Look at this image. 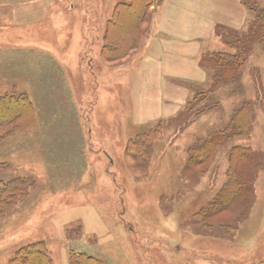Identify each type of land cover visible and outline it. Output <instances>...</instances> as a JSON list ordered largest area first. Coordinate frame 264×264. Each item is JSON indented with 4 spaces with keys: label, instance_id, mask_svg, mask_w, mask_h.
Wrapping results in <instances>:
<instances>
[{
    "label": "rangeland",
    "instance_id": "obj_1",
    "mask_svg": "<svg viewBox=\"0 0 264 264\" xmlns=\"http://www.w3.org/2000/svg\"><path fill=\"white\" fill-rule=\"evenodd\" d=\"M118 1L0 0V99L25 97L34 112L22 131L0 127V183L19 182L0 192V264L35 243L52 264L79 255L83 264H264V47L250 52L240 89L222 86L185 113L211 85L202 69L204 82L178 83L189 93L175 117L144 121L136 87L156 17L139 48L107 61L103 37ZM243 7L233 31L253 20ZM202 50L199 60L228 49L214 33ZM243 101L254 110L249 136L218 149L206 169L188 165V148ZM146 133L152 139H135ZM233 146L261 157L247 210L238 222L232 210L198 220L226 183Z\"/></svg>",
    "mask_w": 264,
    "mask_h": 264
},
{
    "label": "trees",
    "instance_id": "obj_2",
    "mask_svg": "<svg viewBox=\"0 0 264 264\" xmlns=\"http://www.w3.org/2000/svg\"><path fill=\"white\" fill-rule=\"evenodd\" d=\"M251 1V2H248ZM155 0H119L115 5L112 16L103 37L101 55L107 61L115 62L126 57L129 52L139 48L144 36V25L150 15V9ZM253 16L249 28L245 32H237L226 27H216L215 36L227 47L226 52H206L199 61L200 67L210 72L211 85L208 90L199 91L193 102L186 105L185 113L193 114L196 100L212 98L214 93L222 86L235 85L241 88V80L250 52L256 45L264 47V9L260 8L254 0L242 1ZM253 78L256 75L251 72ZM257 80V79H255ZM191 85V84H190ZM257 90H259L257 88ZM25 97H7L0 99V127L11 126L14 131H22L23 127L34 121V112ZM194 106V107H193ZM193 107V108H192ZM208 110V108H205ZM184 112L181 114L183 116ZM254 110L252 104L243 101L233 112L229 122L221 130L213 132L205 139L188 148L187 164L191 167L206 169L213 159L216 151L227 143L240 138H247L251 132ZM162 129L156 126L154 134L159 136ZM152 139L151 133L143 136ZM139 144V143H138ZM138 144L130 143V148L136 159L141 152L136 148ZM228 169L226 183L220 189L219 195L205 209L201 210L198 220L209 219L227 211L235 212L236 221H240L247 210L252 190L253 173L260 168L261 157L254 151L241 146H233L228 150ZM1 169V166H0ZM12 183H0V192L5 188H16ZM4 212L0 211V218ZM203 220V221H205ZM85 257L79 255L72 258V264H83ZM52 264L46 249L41 243L24 246L18 249L11 260V264Z\"/></svg>",
    "mask_w": 264,
    "mask_h": 264
},
{
    "label": "crops",
    "instance_id": "obj_3",
    "mask_svg": "<svg viewBox=\"0 0 264 264\" xmlns=\"http://www.w3.org/2000/svg\"><path fill=\"white\" fill-rule=\"evenodd\" d=\"M242 1H155L150 9V15L156 17L153 36L136 87L142 120L157 122L173 118L181 111L189 92L178 83L205 81L199 65L203 45L214 37L216 27H243L246 10Z\"/></svg>",
    "mask_w": 264,
    "mask_h": 264
}]
</instances>
